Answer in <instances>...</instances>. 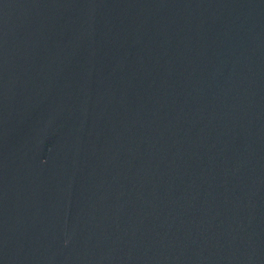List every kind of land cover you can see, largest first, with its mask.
<instances>
[{
	"label": "water",
	"instance_id": "95a60500",
	"mask_svg": "<svg viewBox=\"0 0 264 264\" xmlns=\"http://www.w3.org/2000/svg\"><path fill=\"white\" fill-rule=\"evenodd\" d=\"M0 264H264V0H0Z\"/></svg>",
	"mask_w": 264,
	"mask_h": 264
}]
</instances>
